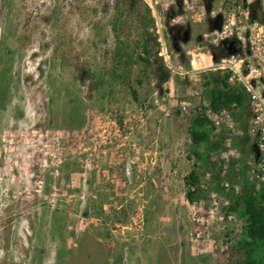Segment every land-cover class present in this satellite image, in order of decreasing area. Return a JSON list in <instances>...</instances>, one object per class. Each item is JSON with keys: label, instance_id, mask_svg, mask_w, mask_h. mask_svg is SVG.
<instances>
[{"label": "rangeland", "instance_id": "374dc122", "mask_svg": "<svg viewBox=\"0 0 264 264\" xmlns=\"http://www.w3.org/2000/svg\"><path fill=\"white\" fill-rule=\"evenodd\" d=\"M145 1L154 17L175 4ZM185 1L173 21L189 29L173 48L182 70L215 26L204 0ZM118 4L0 0V264H206L183 250V232L198 252L212 248L208 264H224L221 239L240 230L224 208L210 214L207 198L186 199L202 73L158 85L132 18L121 35L128 62L118 64Z\"/></svg>", "mask_w": 264, "mask_h": 264}, {"label": "trees", "instance_id": "16d2710c", "mask_svg": "<svg viewBox=\"0 0 264 264\" xmlns=\"http://www.w3.org/2000/svg\"><path fill=\"white\" fill-rule=\"evenodd\" d=\"M210 7L214 0H204ZM241 1V0H238ZM185 0H175V4L165 10L162 19L163 35L170 47L181 50V41L189 36V29L183 24L173 21L184 13ZM119 13L124 16L114 24L113 30L116 35V55L118 64L128 62L126 40L121 39L125 33L129 20L137 19L138 24L144 28L142 32V54L139 59L150 62L155 66V79L158 85L168 82L173 75V71L165 64L162 57L158 55V33L155 17L152 15V7L145 0H119ZM253 14L258 13L257 2L252 4ZM149 19V23L146 22ZM147 25V27H146ZM150 27V31H149ZM128 40V39H127ZM154 45L156 48L154 49ZM215 59L227 55L229 45L221 42L218 45H210ZM143 55V56H142ZM203 95L207 100L197 108L195 114L190 119L189 134L192 145V153L196 160L193 168L185 177L187 186V200L193 203L201 197L207 198L211 188L224 192L229 199V204L225 206L228 212H232L241 221L240 234L236 235L234 248L231 251L228 264H264V187L256 189L249 181L246 162L251 156L255 160L253 148L254 142L248 141L249 135L235 137L233 144L237 146L242 154L239 166L231 161L227 163L221 156V152L226 148L225 137L223 135H211L213 124L206 116L208 109L220 110L223 107L234 105L241 125L247 129L250 117V97L247 91L237 84L229 81L228 75L220 71H207L202 73ZM136 94V90L132 88ZM217 154V158H211ZM201 166L207 168L212 174L211 178L204 182L202 180ZM227 178L230 183H239L240 190L235 192L232 188L225 189L221 182Z\"/></svg>", "mask_w": 264, "mask_h": 264}, {"label": "built area", "instance_id": "2783aa9c", "mask_svg": "<svg viewBox=\"0 0 264 264\" xmlns=\"http://www.w3.org/2000/svg\"><path fill=\"white\" fill-rule=\"evenodd\" d=\"M225 1L222 0L218 10L207 5L203 6L208 18L215 22V26L209 33L203 35V42H200L195 51L191 52L188 67L185 70L177 65L181 55L167 43L162 31L161 16L155 14L159 42L158 55L173 72L188 75L194 72L220 71L228 75L230 82L242 86L247 91L250 97L247 129L242 127L234 105L220 110L208 109L206 116L213 124L211 135L228 134L225 140L226 148L221 152V157L227 163L236 162L238 167L239 160L242 159L240 149L233 144L235 137L247 134L253 139L256 146L254 151L256 158L248 167L247 174L255 188L260 189L264 187V0H235L232 8L227 7ZM255 2L259 5L257 14H253L252 8ZM225 41L229 45V51L234 50V52L215 59L210 45H218ZM177 104L175 100L174 105ZM166 115H170V112H166ZM216 158L217 154H214L211 160L214 161ZM221 185L227 190L230 188L235 192L240 190L239 183L232 184L227 178H223ZM207 202L210 206L209 213L217 215L229 204V199L224 192L211 188ZM229 214L235 215L232 212ZM220 218L223 219V216L220 215ZM238 234L240 230L235 235ZM205 235V230L200 229L195 232L194 237L202 239ZM235 241L236 237H233V234L221 239L220 250L224 255V264L230 261Z\"/></svg>", "mask_w": 264, "mask_h": 264}, {"label": "crops", "instance_id": "0c3cea01", "mask_svg": "<svg viewBox=\"0 0 264 264\" xmlns=\"http://www.w3.org/2000/svg\"><path fill=\"white\" fill-rule=\"evenodd\" d=\"M189 173V172H188ZM186 199H187V197H186ZM187 202H189L188 200H187ZM171 203V200L169 201V204ZM176 221V220H175ZM130 228H131V226L129 225V224H124L123 225V231H128V230H130ZM179 231V230H178ZM171 232V231H170ZM190 238H188V234L186 235V233L185 232H183V235L181 236V240H182V242H181V245H183V246H181L182 248L184 247V245L186 244V245H188L189 247H187V249L189 250V253L190 254H192L193 255V259H195V258H200L201 260H203L206 264H208L209 263V261H210V257H211V255H212V248H210V247H208V248H206V252H198V250H196V249H194V247H192V245L191 244H193L192 243V241L191 240H189ZM185 243V244H184ZM183 250H184V248H183ZM198 254H199V256H198Z\"/></svg>", "mask_w": 264, "mask_h": 264}, {"label": "water", "instance_id": "95a60500", "mask_svg": "<svg viewBox=\"0 0 264 264\" xmlns=\"http://www.w3.org/2000/svg\"><path fill=\"white\" fill-rule=\"evenodd\" d=\"M213 29V28H212ZM226 42V41H225ZM234 52V50H230V53H233ZM254 150L256 151V146H254ZM257 155V158H258V156H259V153H258V151H257V153H256Z\"/></svg>", "mask_w": 264, "mask_h": 264}]
</instances>
